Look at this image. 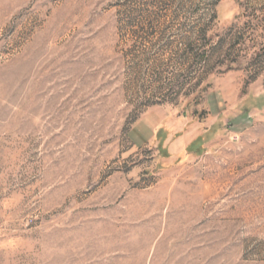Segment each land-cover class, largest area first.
Segmentation results:
<instances>
[{"label": "rangeland", "instance_id": "374dc122", "mask_svg": "<svg viewBox=\"0 0 264 264\" xmlns=\"http://www.w3.org/2000/svg\"><path fill=\"white\" fill-rule=\"evenodd\" d=\"M0 264H264V0H0Z\"/></svg>", "mask_w": 264, "mask_h": 264}, {"label": "crops", "instance_id": "0c3cea01", "mask_svg": "<svg viewBox=\"0 0 264 264\" xmlns=\"http://www.w3.org/2000/svg\"><path fill=\"white\" fill-rule=\"evenodd\" d=\"M149 117H151V115H148L144 120L146 121V119L149 118ZM149 123H151V124L149 125V126H150V130H151V127H152V126H157L159 122H157V121L155 120V117H154V121H151V122H149ZM183 145H184V144H183Z\"/></svg>", "mask_w": 264, "mask_h": 264}]
</instances>
